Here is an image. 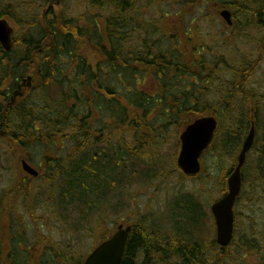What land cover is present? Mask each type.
Masks as SVG:
<instances>
[{
    "label": "trees",
    "instance_id": "1",
    "mask_svg": "<svg viewBox=\"0 0 264 264\" xmlns=\"http://www.w3.org/2000/svg\"><path fill=\"white\" fill-rule=\"evenodd\" d=\"M63 1L0 0V17L14 27V47L6 50L0 43V145L8 147L17 169L23 159L35 163L38 146L58 147L60 141L65 146L48 150L39 163L47 186L43 192L20 183L22 173L5 191L0 264H30L32 259V247L14 232V224L22 226L15 214L21 199L25 203L32 195L39 197L38 191L48 203L58 201L56 218L66 226L64 232L101 233L115 200L123 202L128 188L138 182L143 189L151 186L156 156L172 133L178 154L180 133L208 115H216L219 126L194 179L206 188L213 184L220 197L228 191L227 178L252 123L256 126L235 205L232 242L222 247L208 228L205 238L201 226L206 211L189 193L180 195L169 211L170 229L131 223L122 264H264V94L249 87L262 54L240 65L229 60L212 64L206 54L188 58L176 50L174 33L132 16L136 7L131 0H91V8L99 9L91 19L89 14L67 19L63 11H54L53 5ZM45 4L42 14L29 11ZM110 6L113 11L107 12ZM221 6L233 13L235 26L242 24L238 10L250 20L247 24L255 20L259 28L264 26V0H231ZM20 7L26 10L22 17ZM223 63L232 80L215 75ZM28 77L32 86L20 95ZM210 89L220 94L217 100L209 101ZM174 172H180L178 167ZM241 204L249 212L247 223L240 221ZM174 211L186 221H173ZM29 212L33 215L31 208ZM12 214L15 223L4 225L1 219L10 221ZM48 245L42 237L33 247L57 253ZM69 248L37 264H73Z\"/></svg>",
    "mask_w": 264,
    "mask_h": 264
},
{
    "label": "rangeland",
    "instance_id": "2",
    "mask_svg": "<svg viewBox=\"0 0 264 264\" xmlns=\"http://www.w3.org/2000/svg\"><path fill=\"white\" fill-rule=\"evenodd\" d=\"M131 1L134 2L136 7V11L132 13V16L144 19L145 23H155L161 26L164 31L174 33L178 37L175 41L178 46L176 50L188 55V58H198L201 54L207 53V60H211L212 64L229 60L231 64L240 65L245 62L247 57L256 61L259 54H262V63L257 69L256 75L250 80L249 87L254 89L256 93L264 94V28H259L254 19L252 24H247L250 20L243 18L245 15L239 10L238 24L242 22L243 25L239 24L228 28L220 16V9L223 8L221 3H227L231 0H206V3L204 0H197L195 4L191 3L190 0ZM90 2L91 0H64L60 4H54L53 7L54 11H63L67 19L76 18L80 14L86 16L89 14L91 19L95 17L99 9L96 7L91 8ZM47 6L48 4H45L40 10L35 8L29 9V11L42 14L48 8ZM110 11H113V6L108 7L107 12ZM24 12H26L25 8L20 7L21 17ZM10 23L13 26V22L10 21ZM221 66L215 75L222 77V80H232L234 77L227 71V65L223 63V66ZM216 83L220 84L218 80H216ZM207 97L209 101H214L220 97V94L210 89ZM175 137L176 134L172 133L168 145L164 146L156 156L159 159L157 160V166L152 171L154 176L151 178V186L143 189L138 182V184L136 183L128 188L126 196H122L123 202L115 200L112 210L101 228L102 234L79 231L80 235L76 236L73 231L64 232L66 226L56 218L58 215L55 211L59 209L56 205L58 201L56 204L54 200L48 203V197L37 193L38 191L35 192V195L39 197L34 196L38 200L33 195L30 201L26 200L25 203L21 199L15 214L19 215L22 226L18 227L16 224L13 226L14 232L15 230L18 231V238L32 247L30 250L32 258L30 264H37L44 257L49 258L51 255H58L59 251L61 249L65 251V247L68 245L75 260L81 262L97 246L100 236L112 234L119 224L128 225L129 223L143 222L150 229L152 226L159 230L170 229L171 221H169L168 216L172 218L173 214L169 211H171L174 202L180 195L189 193L197 197L207 214L205 224L201 226V233L206 238L208 235L206 228H208L211 232L210 235L216 238V223L211 205L221 198L220 190L215 188L213 184L207 188L203 187L199 180L185 177L180 172H174L177 169L176 148L178 142ZM60 147H65L61 144V141L58 147L53 144L38 146L33 150L34 164L38 166L48 150L58 152L61 150L58 149ZM12 159L13 155L8 147L0 145V209L5 191L15 184V180L19 178L22 172L20 164L17 165V169ZM41 171L42 176L31 185L33 189L43 192L44 187L47 186L44 182V171ZM30 208L33 210V215L29 212ZM238 209L242 213L240 221L247 223L248 210L244 208V204H241ZM174 215L175 220L173 221H186V219H181L179 212H175ZM14 217L12 214L10 221L7 218L1 219V221L4 225H8ZM13 223L15 222L13 221ZM185 224L188 225L189 222L187 221ZM188 227L190 226L188 225ZM41 236L48 239V246L54 248L57 253L47 251L44 254L42 248L35 249L33 247L38 237ZM20 240H18L19 248L24 250L25 246Z\"/></svg>",
    "mask_w": 264,
    "mask_h": 264
},
{
    "label": "water",
    "instance_id": "3",
    "mask_svg": "<svg viewBox=\"0 0 264 264\" xmlns=\"http://www.w3.org/2000/svg\"><path fill=\"white\" fill-rule=\"evenodd\" d=\"M221 15L230 24L231 12L224 10ZM14 28L9 21L0 18V43L6 50L14 46ZM218 120L215 116H204L190 123L180 134V151L177 158L178 167L185 175L196 176L201 171V157L210 147L216 131ZM256 139V127L253 124L244 140L238 155V163L228 178V192L220 200L212 204L211 210L217 226V242L222 247H227L233 240L235 228L234 206L241 193L243 185L242 169L246 163L247 154L252 149ZM26 171L38 175V171L27 162L23 163ZM132 226H119L117 232L101 243L84 264H121Z\"/></svg>",
    "mask_w": 264,
    "mask_h": 264
},
{
    "label": "flooded vegetation",
    "instance_id": "4",
    "mask_svg": "<svg viewBox=\"0 0 264 264\" xmlns=\"http://www.w3.org/2000/svg\"><path fill=\"white\" fill-rule=\"evenodd\" d=\"M204 2L206 3V0H204ZM228 28H231V27H235V23H234V21H233V23L231 24V25H226ZM206 55H207V53H206ZM207 58V57H206ZM214 69H216V68H214ZM24 160V159H23ZM22 162V161H21ZM33 167H35V168H37L38 170H39V172H40V176H39V178L42 176V171L41 170H43L44 171V169L42 168L43 167V165L42 164H40V167L39 166H36L33 162H31V161H28ZM21 165V164H20ZM22 180H21V182L20 183H23L24 182V184L25 183H28L29 185L30 184H32L34 181H36L37 179H39V178H34V177H32L31 175H29L28 173H26V172H23V174H22ZM42 237V236H41ZM41 237H38V238H41ZM23 242V241H22ZM24 243V242H23ZM25 246V245H24ZM26 249V246L24 247V250Z\"/></svg>",
    "mask_w": 264,
    "mask_h": 264
},
{
    "label": "bare ground",
    "instance_id": "5",
    "mask_svg": "<svg viewBox=\"0 0 264 264\" xmlns=\"http://www.w3.org/2000/svg\"><path fill=\"white\" fill-rule=\"evenodd\" d=\"M75 261H76V260H74V261H71V262L74 264V263H76Z\"/></svg>",
    "mask_w": 264,
    "mask_h": 264
}]
</instances>
